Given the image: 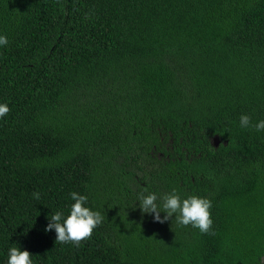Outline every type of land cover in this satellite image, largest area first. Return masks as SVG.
<instances>
[{"label":"trees","instance_id":"obj_1","mask_svg":"<svg viewBox=\"0 0 264 264\" xmlns=\"http://www.w3.org/2000/svg\"><path fill=\"white\" fill-rule=\"evenodd\" d=\"M0 264H264V0H0Z\"/></svg>","mask_w":264,"mask_h":264}]
</instances>
